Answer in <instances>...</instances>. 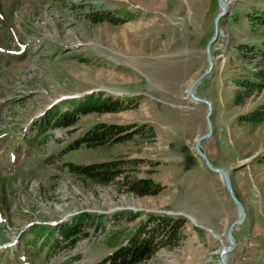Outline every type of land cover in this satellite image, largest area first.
Instances as JSON below:
<instances>
[{
	"label": "rangeland",
	"instance_id": "obj_1",
	"mask_svg": "<svg viewBox=\"0 0 264 264\" xmlns=\"http://www.w3.org/2000/svg\"><path fill=\"white\" fill-rule=\"evenodd\" d=\"M226 1L213 67L195 88L211 107L212 136L202 146L211 164L228 172L235 196L249 201L238 198L246 216L233 231L228 264H264V122L242 120L264 105V89L234 104L264 69V0ZM218 12L217 0H0V264H96L149 215L183 218L182 237L140 264H220L237 209H226L217 175L193 150L206 132L208 106L185 94L207 68ZM91 95L119 99L125 110L86 115L37 136L45 111ZM96 123L141 133L120 144L68 149ZM113 159L126 162L130 179L150 178L163 189L138 197L66 168ZM209 210L220 216L210 218ZM80 213L101 227L90 225L71 249L50 250L48 243L60 240L57 224Z\"/></svg>",
	"mask_w": 264,
	"mask_h": 264
},
{
	"label": "trees",
	"instance_id": "obj_2",
	"mask_svg": "<svg viewBox=\"0 0 264 264\" xmlns=\"http://www.w3.org/2000/svg\"><path fill=\"white\" fill-rule=\"evenodd\" d=\"M257 82H251L244 85L245 94L240 91L234 98V104H242L244 98H249L251 93L256 90L264 89V69L255 73ZM241 84H243L241 82ZM240 86V85H238ZM125 110L122 101L114 99L111 96L104 98L86 96L82 102L76 104H61L57 107H51L42 115L38 124L35 126L36 134L39 137H45L47 133L56 128L73 127L77 121L90 114H106L117 113ZM243 121L256 125L264 122V105L250 115L244 116ZM148 139H153L154 133L149 126ZM141 129L128 132V126L96 123L86 131L83 135L75 139L69 150L85 148H98L114 144H120L131 140L135 135H140ZM135 164L134 161H131ZM126 162L121 159H113L111 161L92 163L88 165H77L67 163L68 172L84 181H88L93 185H111L115 184L118 192H126L138 197L155 196L160 193L163 187L154 183L150 178L130 179L126 174ZM90 216L87 213H80L71 218L70 221L59 224L56 227L58 238L54 239L53 246L48 243V247L52 250L55 245L62 248H73L77 242L88 237L87 229L92 225L93 229L98 230L101 227L100 221L97 219L96 224H86L85 221ZM137 217V216H135ZM183 218L169 215H149L146 220L140 223L132 235L126 239L125 244L115 247V250L109 255L101 259L96 264H140L152 258V256L161 248L176 245L182 235ZM39 233L37 237L41 236Z\"/></svg>",
	"mask_w": 264,
	"mask_h": 264
},
{
	"label": "water",
	"instance_id": "obj_3",
	"mask_svg": "<svg viewBox=\"0 0 264 264\" xmlns=\"http://www.w3.org/2000/svg\"><path fill=\"white\" fill-rule=\"evenodd\" d=\"M217 2H218V6H219V12L214 17L213 34H212L211 38L209 39V41L207 42L206 47H205V56H206L207 68L200 76H198L193 82H191V84L188 86L187 90L185 91V94L187 96L186 99H189L190 102H192L193 104H200L201 103V104H206L208 106V112L206 114V124H207L206 132L204 134L198 136L195 139L193 150L195 151L197 156L201 159L204 166L209 171H211L212 173H214L218 176V178L220 179V181L222 183V186H223L225 192L227 193L231 202L234 204V206L237 209V219L231 223V225L228 227L227 232L225 234V238H226L228 245H226V246L223 245L219 249V252H218L219 263L220 264H228L227 256L235 248V238L233 235V231L237 227L241 226L244 223L246 214H245V210H244L243 205L240 203V201L238 200V198L235 196V194L233 192L228 172L222 168H217V167L213 166L211 164L210 160L208 159L206 153L203 150L202 143L207 141L208 139H210V137L212 136V126H211V122H210L211 107H210V103L208 101L199 98L195 94L196 86L198 85L200 80L211 71V69L213 67V57L211 54V48L216 42L220 41V39H221L220 34H219V22L223 17H225L227 15V12H228V9H227V2L228 1L217 0ZM247 163H248V160L246 162H243L241 164V166L246 165ZM209 231L212 232L211 230H209Z\"/></svg>",
	"mask_w": 264,
	"mask_h": 264
},
{
	"label": "crops",
	"instance_id": "obj_4",
	"mask_svg": "<svg viewBox=\"0 0 264 264\" xmlns=\"http://www.w3.org/2000/svg\"><path fill=\"white\" fill-rule=\"evenodd\" d=\"M242 164V163H241ZM240 164V165H241ZM214 181H216L215 183L216 184H220V186H221V188L219 189V187H217V191H218V194H219V198H220V200L224 203V205H226V209L228 210V211H232V213H233V211H236V210H233V209H235L234 207V205L232 204V202H230V199H229V197H228V195L226 194V192H225V190L223 189V187H222V184H221V181H220V179L218 178V176H217V179L216 180H214ZM217 185V186H218ZM236 187H238V185H236ZM237 191L239 192V190L237 189ZM239 197H240V200H244V201H248L246 198L244 199V193H242V195H239ZM238 197V198H239ZM249 202V201H248ZM247 202V203H248ZM161 211H163V210H161ZM210 211V210H209ZM220 215H219V213H212L211 211L209 212V217L210 218H212V217H214V218H218ZM213 223L215 222L216 224L218 223V221L217 220H215V221H212ZM224 224H222L221 226H223ZM210 230V229H209ZM220 229H217V231H219Z\"/></svg>",
	"mask_w": 264,
	"mask_h": 264
},
{
	"label": "bare ground",
	"instance_id": "obj_5",
	"mask_svg": "<svg viewBox=\"0 0 264 264\" xmlns=\"http://www.w3.org/2000/svg\"><path fill=\"white\" fill-rule=\"evenodd\" d=\"M229 2H227V9L229 8ZM219 34L222 35V33H220V30H219ZM190 101V100H189ZM215 236V235H214ZM216 237V236H215Z\"/></svg>",
	"mask_w": 264,
	"mask_h": 264
}]
</instances>
